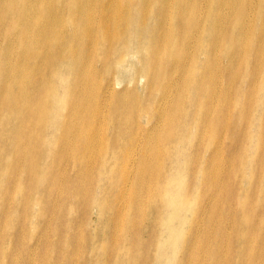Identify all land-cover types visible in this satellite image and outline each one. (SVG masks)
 Returning a JSON list of instances; mask_svg holds the SVG:
<instances>
[{"label":"bare ground","instance_id":"1","mask_svg":"<svg viewBox=\"0 0 264 264\" xmlns=\"http://www.w3.org/2000/svg\"><path fill=\"white\" fill-rule=\"evenodd\" d=\"M243 85L264 91V0H0V142L13 137V128L19 138L24 128L26 134L39 129L40 140L55 141L53 150L67 147L66 169L86 170L83 163L101 160L107 168L110 154H117L119 174L110 186L118 187L117 199L89 207L100 211L105 204L107 212L100 214L111 236L116 232L135 248L136 211L153 205L155 186L167 193L185 185L173 183L182 176L162 178V161L182 149L188 154L194 136L190 172H195L198 144L221 146L218 131L232 112L223 105L229 97L237 105L236 88ZM243 106L246 119L251 101ZM204 127L213 139H204ZM18 143L5 145L3 152L14 149L29 162L35 172L31 184L42 177L57 182L43 190L53 202L78 206L75 198L90 199L74 176L54 172L60 158L44 160L41 150ZM221 154L217 148L207 155L203 216L213 202L206 186L215 171L223 182L228 176L218 161ZM174 200L182 210L185 202ZM134 209L128 227L124 219ZM64 214L50 215L43 225H58L54 221Z\"/></svg>","mask_w":264,"mask_h":264},{"label":"rangeland","instance_id":"2","mask_svg":"<svg viewBox=\"0 0 264 264\" xmlns=\"http://www.w3.org/2000/svg\"><path fill=\"white\" fill-rule=\"evenodd\" d=\"M253 87L236 88L238 104L233 105L229 97L223 105L226 111L232 112L226 118V127L218 131L217 140L221 146L217 148H222L218 161L223 163L228 176L223 182L215 171L214 181L211 186H206L213 202L205 215L200 211L203 171L207 155L217 148L211 141L206 145L200 142L194 157L200 155L198 169L190 172L192 142L193 145L196 142L192 136L188 154L182 149L175 157L162 161L166 164L162 178L171 180L182 176V180L173 183L176 186L185 184L184 188L190 187V190L183 188L165 193L161 185L155 186L153 205L136 211L140 220L136 248L131 240L118 238L116 232L112 237L100 214L107 212L105 204L108 206L117 199L113 190L118 187H110L116 183L119 174L117 165L121 159L117 154H110L114 158L106 161L107 168L102 166L104 161L101 160V165L97 161H86L83 163L86 170L81 167L77 170L73 165L66 169L62 159L68 155L67 147L53 150L55 141L48 144L46 139L40 140L39 129L32 134L29 129L26 134L24 128L22 138H19L18 127L13 128L9 132L13 137L0 142V264H264V159L257 161L259 155L264 157V91H255ZM245 100L252 104L246 119L243 113ZM46 132L49 133L48 128ZM203 135L207 141L213 139L205 127ZM10 143H18L19 148L25 144L30 148L31 144L42 151L44 160L60 158V169L54 172H68L75 182L90 191V199L75 198L74 204L84 208L62 207L47 197L43 190L54 184L51 178L43 180L42 177L31 184L35 172L29 162L21 159L20 153L14 154V149L7 150V154L3 152L2 147H8ZM54 185L59 186L57 182ZM52 188L57 189L56 186ZM122 196H118L121 208ZM33 197H38L34 203ZM178 197L185 202L182 210L174 200ZM104 202L100 211L90 210V204ZM61 210L65 214L54 221L58 225H43L45 218L58 215ZM129 213L130 216L127 214L124 219L128 227L134 223H130V219L135 209ZM84 219H89L88 224ZM45 231L46 235L41 234Z\"/></svg>","mask_w":264,"mask_h":264}]
</instances>
